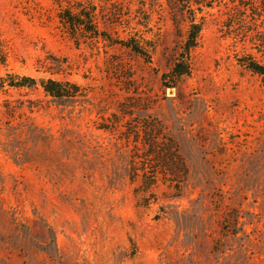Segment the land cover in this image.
Returning <instances> with one entry per match:
<instances>
[{"label": "rangeland", "instance_id": "1", "mask_svg": "<svg viewBox=\"0 0 264 264\" xmlns=\"http://www.w3.org/2000/svg\"><path fill=\"white\" fill-rule=\"evenodd\" d=\"M80 4L106 41L71 37ZM226 7L185 54L173 0H0V78L81 89L0 92V264H264V82Z\"/></svg>", "mask_w": 264, "mask_h": 264}, {"label": "trees", "instance_id": "2", "mask_svg": "<svg viewBox=\"0 0 264 264\" xmlns=\"http://www.w3.org/2000/svg\"><path fill=\"white\" fill-rule=\"evenodd\" d=\"M58 2V0H55ZM179 12L188 23L187 39L183 52L189 54L193 50L205 28L206 16L211 11L221 10L223 4L234 5L238 11L229 9V33L237 36L236 41L241 45L244 55L238 60L239 64L248 71L257 75L264 82V31H261L260 23H264V0H173ZM253 15L256 18V25L246 23V15ZM61 22L69 30L71 37L77 42L103 39L106 41V34L100 32L96 22L95 6L86 7L80 4V8L62 10L60 14ZM123 45L131 49L135 54L145 58L149 54L144 52L139 44L133 40L123 42ZM247 49L256 51L261 55L262 60H258L252 54L247 53ZM189 74V66L186 60H180L172 68V75L177 82L183 76ZM40 86L43 92L56 102L73 101L80 96V87L72 84H65L55 80H36L17 75H7L0 78V92L7 87L12 89L34 88ZM167 88H174L168 86Z\"/></svg>", "mask_w": 264, "mask_h": 264}, {"label": "water", "instance_id": "3", "mask_svg": "<svg viewBox=\"0 0 264 264\" xmlns=\"http://www.w3.org/2000/svg\"><path fill=\"white\" fill-rule=\"evenodd\" d=\"M171 94H172V91H171Z\"/></svg>", "mask_w": 264, "mask_h": 264}]
</instances>
